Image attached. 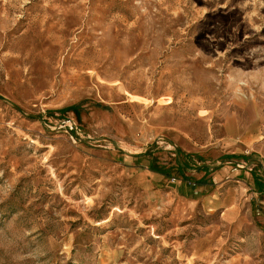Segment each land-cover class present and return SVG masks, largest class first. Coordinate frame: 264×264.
<instances>
[{
  "label": "rangeland",
  "instance_id": "obj_1",
  "mask_svg": "<svg viewBox=\"0 0 264 264\" xmlns=\"http://www.w3.org/2000/svg\"><path fill=\"white\" fill-rule=\"evenodd\" d=\"M241 155L264 0H0V264H264Z\"/></svg>",
  "mask_w": 264,
  "mask_h": 264
},
{
  "label": "crops",
  "instance_id": "obj_2",
  "mask_svg": "<svg viewBox=\"0 0 264 264\" xmlns=\"http://www.w3.org/2000/svg\"><path fill=\"white\" fill-rule=\"evenodd\" d=\"M227 158L238 156H230L227 155ZM245 156L241 155V158L238 160L230 161L228 163H224L222 165H217V168L212 169V167L208 166H200L199 168L201 170H204L203 173L206 174L207 172H211V174H208L213 176V178L216 181H222L226 177H230L228 181L233 182L234 184L238 185L239 188L245 189V190H251V193L256 197L259 194V202L261 203L264 210V198L261 196L264 194V161L262 159H257V163L259 166H257V169H252L251 167L245 166ZM255 160V159H254ZM180 162V161H179ZM178 162V163H179ZM151 167V166H150ZM149 169L151 170V168ZM187 168V166H186ZM183 168V169H186ZM180 168V170H183ZM152 171V170H151ZM261 197V198H260ZM235 206L234 201L229 204L227 203V206L224 207V209H227L228 207ZM261 218V217H260Z\"/></svg>",
  "mask_w": 264,
  "mask_h": 264
},
{
  "label": "trees",
  "instance_id": "obj_3",
  "mask_svg": "<svg viewBox=\"0 0 264 264\" xmlns=\"http://www.w3.org/2000/svg\"><path fill=\"white\" fill-rule=\"evenodd\" d=\"M177 167H178V169H180V168H181V169L186 168V163H185L184 161H183V162H179V163L177 164ZM150 168H151L152 171H155V172L158 171V170H157V171L155 170L157 167L154 166V165L151 166ZM162 170L164 171V172L162 171L163 174H166V175L168 174V171H166L165 169H162Z\"/></svg>",
  "mask_w": 264,
  "mask_h": 264
},
{
  "label": "built area",
  "instance_id": "obj_4",
  "mask_svg": "<svg viewBox=\"0 0 264 264\" xmlns=\"http://www.w3.org/2000/svg\"><path fill=\"white\" fill-rule=\"evenodd\" d=\"M259 214H260L261 218H262L263 221H264V212H259Z\"/></svg>",
  "mask_w": 264,
  "mask_h": 264
},
{
  "label": "water",
  "instance_id": "obj_5",
  "mask_svg": "<svg viewBox=\"0 0 264 264\" xmlns=\"http://www.w3.org/2000/svg\"><path fill=\"white\" fill-rule=\"evenodd\" d=\"M253 162H256V163H257L258 161H256V160H253Z\"/></svg>",
  "mask_w": 264,
  "mask_h": 264
}]
</instances>
